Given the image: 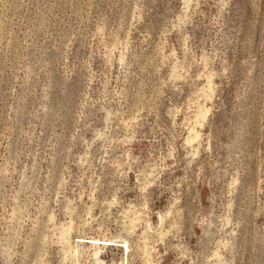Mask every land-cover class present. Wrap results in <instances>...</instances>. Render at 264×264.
<instances>
[{
  "label": "rangeland",
  "instance_id": "obj_1",
  "mask_svg": "<svg viewBox=\"0 0 264 264\" xmlns=\"http://www.w3.org/2000/svg\"><path fill=\"white\" fill-rule=\"evenodd\" d=\"M0 264H264V0H0Z\"/></svg>",
  "mask_w": 264,
  "mask_h": 264
}]
</instances>
